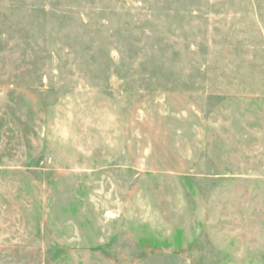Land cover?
I'll return each mask as SVG.
<instances>
[{
  "label": "rangeland",
  "instance_id": "rangeland-1",
  "mask_svg": "<svg viewBox=\"0 0 264 264\" xmlns=\"http://www.w3.org/2000/svg\"><path fill=\"white\" fill-rule=\"evenodd\" d=\"M0 264H264V0H0Z\"/></svg>",
  "mask_w": 264,
  "mask_h": 264
}]
</instances>
